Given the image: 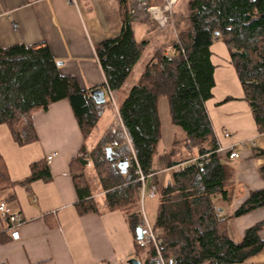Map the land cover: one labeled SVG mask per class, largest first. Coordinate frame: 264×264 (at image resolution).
<instances>
[{"label": "trees", "instance_id": "16d2710c", "mask_svg": "<svg viewBox=\"0 0 264 264\" xmlns=\"http://www.w3.org/2000/svg\"><path fill=\"white\" fill-rule=\"evenodd\" d=\"M147 1L149 5L159 4V0ZM119 3V34L95 47L105 75L103 87L108 86L114 97L121 94L134 66L152 45V39L136 38L129 1ZM186 6L189 24L179 31L178 40L169 44L173 55L165 52V44L154 50L138 80L117 105L120 120L114 131L109 130L88 153L83 146L81 156L73 159V180L79 195L76 207L81 215L99 212L92 195L93 183L84 170L92 160L108 209L123 211L136 235L141 221L137 210L141 182L135 164L127 168L117 164L131 152L128 137L140 168L152 184L159 182L157 164L172 169L167 183L159 190L154 223L155 228L162 229L160 249L167 264H264L250 261L264 247L259 235L263 223L247 228L239 241L230 237L227 224L229 217L264 206V188L252 190L230 216L213 208L217 195L226 199L227 192L220 145L205 104L213 96L215 85L211 47L221 41L228 48L257 128L264 132V0H187ZM163 97L168 100L172 124L182 128L186 140L193 144L190 154L199 156L201 166L189 162L192 155L176 158L174 147L159 153L162 123L158 105ZM62 99L70 102L87 139L107 101L96 102L90 88L81 87L75 77L63 74L49 46L5 47L0 42V124L8 125L17 143L36 141L34 112L47 110ZM113 140L118 141L117 147L111 146ZM176 141L177 138L174 144ZM108 147L112 148L109 155ZM205 154L208 158L203 157ZM30 168L28 177L13 180L0 152V190L21 184L30 191L33 181L52 177L46 158L33 162ZM136 247L143 264H155L152 244L147 251L141 245Z\"/></svg>", "mask_w": 264, "mask_h": 264}, {"label": "crops", "instance_id": "0c3cea01", "mask_svg": "<svg viewBox=\"0 0 264 264\" xmlns=\"http://www.w3.org/2000/svg\"><path fill=\"white\" fill-rule=\"evenodd\" d=\"M128 1L133 14L135 0ZM136 1L149 4L147 0ZM167 1L174 3V0ZM133 22L136 38L146 40L136 32V28L145 26V21L140 23L133 16ZM121 24L119 0H76L74 3L68 0H0V42L3 46H49L60 62L61 72L75 77L81 87L91 90L105 89L103 84L106 82L95 47L102 40L117 36ZM211 49L215 85L213 96L205 104L219 145L224 147L219 155L227 192L226 199L217 195L215 206L222 215L230 216L252 190L264 188V132H259L245 100L228 48L217 41ZM146 53L148 57L145 59L144 52L134 66L130 78L135 71L137 74L130 85L129 78L121 94L114 97L118 106L153 56V53ZM105 98L104 111L87 139L83 137L67 99L52 103L47 110L34 112L38 139L26 145L15 141L7 124H0V152L13 180L25 179L33 162L56 153L49 163L50 180L33 181L30 191L21 184L0 190V201H6L25 219L18 240L11 238L0 221V264H130L128 260L137 257V236L123 211L108 209L92 160L83 169L93 183L92 195L98 202L99 212L81 215L76 207L79 195L73 180V159L81 156L83 146L87 153L94 149L109 130L114 131L120 120L110 106L107 93ZM158 106L162 123L159 153L169 152L175 139L183 135V130L172 124L167 98H161ZM101 124V130L92 140V134ZM226 131L228 136H225ZM231 146L240 153L238 158H230ZM156 167L159 180L163 176L165 180L170 178L172 169L158 164ZM260 222L263 225L259 235L264 240V206L241 216L229 217V235L239 241L247 228ZM250 261L264 263V247Z\"/></svg>", "mask_w": 264, "mask_h": 264}, {"label": "rangeland", "instance_id": "374dc122", "mask_svg": "<svg viewBox=\"0 0 264 264\" xmlns=\"http://www.w3.org/2000/svg\"><path fill=\"white\" fill-rule=\"evenodd\" d=\"M158 0H156L157 2ZM149 3V2H148ZM159 7H151L149 4H143L142 2L137 3L135 0V6L133 7V16L138 22L145 21V26H139L136 28V32L138 31L139 35L145 38L146 40L152 39V45L149 46L147 52L152 54L155 49L158 48L160 44L166 45V53L169 55H173L174 49L170 47L169 44L173 42V40H178L179 31L188 26V16H187V0H174L173 2L167 0H159ZM164 5V6H163ZM141 25V24H140ZM137 34V33H136ZM138 36V34H137ZM138 36V38L140 37ZM148 57L147 53H145V59ZM139 68V67H138ZM137 70V69H136ZM137 72H134L135 77ZM133 77L130 78L129 85L133 80ZM110 99V98H109ZM111 100V99H110ZM110 106L115 114H117L115 109V104L113 101H110ZM118 104L116 103V106ZM102 124L94 131L92 134V140L97 137L98 132L101 130ZM166 128V127H165ZM192 143L186 140V137L183 135L180 138H177L176 143L174 144L175 149V157L178 159L189 158H198L197 154H190ZM163 144L161 145V148ZM167 174H169L167 172ZM159 180V179H158ZM167 179L163 176L162 179L157 183L158 189H161V186L167 183ZM149 183V180H148ZM159 193L154 198H146L144 201V214L151 225H154L156 220V214L158 210V202H159ZM137 210L140 211V205L137 207ZM141 212V211H140ZM139 245L138 243H136ZM142 246V245H141ZM145 247V251L148 249V245Z\"/></svg>", "mask_w": 264, "mask_h": 264}, {"label": "built area", "instance_id": "2783aa9c", "mask_svg": "<svg viewBox=\"0 0 264 264\" xmlns=\"http://www.w3.org/2000/svg\"><path fill=\"white\" fill-rule=\"evenodd\" d=\"M70 3L76 2V0H68ZM16 27V25L14 24ZM105 91L108 94L109 98L111 101L114 102L115 104V109L117 114H119V110L116 106V102L114 99V96L112 94V91L108 88V86H105ZM229 132H225V136H228ZM128 144L130 146L131 152L127 154L123 160L128 162V165L135 164L136 169L135 173L137 174L138 180L141 182V187H140V211H141V221H140V227L142 231V237L141 238H136V243L139 245L145 246L152 244L155 247L156 250V255L154 257V262L155 264H167L166 259L164 258L161 249H160V242L162 240L161 238V233L162 229L161 228H155L154 225H151V223L148 221L144 214V201L146 198H154L158 193L159 189L157 184H149V175H146L143 170L140 168L137 156L131 146L130 140L127 137ZM252 145L255 146V142H252ZM112 147H117L118 146V141L114 140L111 143ZM230 158H238L240 156V153L233 148V146L230 147ZM224 149L223 146H220L218 151H222ZM56 153H52L46 157L47 162L51 163L52 159L55 157ZM204 158H208V154L203 155ZM191 163H196L198 166L202 165V162L199 161L198 158H192L189 160ZM214 210L218 212V208L216 206H213ZM0 221L5 225L6 230L9 232L11 238L13 240H18L20 238V227L21 225L25 222V219L23 216L19 213L14 211L6 201L2 200L0 201Z\"/></svg>", "mask_w": 264, "mask_h": 264}, {"label": "water", "instance_id": "95a60500", "mask_svg": "<svg viewBox=\"0 0 264 264\" xmlns=\"http://www.w3.org/2000/svg\"><path fill=\"white\" fill-rule=\"evenodd\" d=\"M105 94H106V91L102 87H96V88H93L91 90V95L94 97V99L98 103H104L106 101ZM107 152H108V155L111 154L112 148L108 147ZM117 164L120 168H127L128 167V162L124 161V160H119V162ZM136 236H137V238L142 237V231H141V228L139 226L136 228ZM128 262L130 264H143L142 261L137 257L130 258L128 260Z\"/></svg>", "mask_w": 264, "mask_h": 264}, {"label": "bare ground", "instance_id": "6f19581e", "mask_svg": "<svg viewBox=\"0 0 264 264\" xmlns=\"http://www.w3.org/2000/svg\"><path fill=\"white\" fill-rule=\"evenodd\" d=\"M139 227H140V225H139ZM141 228V227H140Z\"/></svg>", "mask_w": 264, "mask_h": 264}]
</instances>
